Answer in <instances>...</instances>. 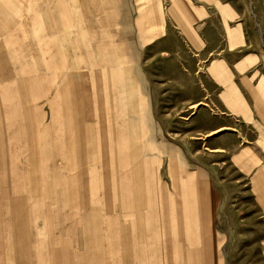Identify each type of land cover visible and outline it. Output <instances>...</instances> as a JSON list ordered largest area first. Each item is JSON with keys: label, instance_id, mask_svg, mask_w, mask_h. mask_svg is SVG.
Here are the masks:
<instances>
[{"label": "crops", "instance_id": "1", "mask_svg": "<svg viewBox=\"0 0 264 264\" xmlns=\"http://www.w3.org/2000/svg\"><path fill=\"white\" fill-rule=\"evenodd\" d=\"M249 1L260 35L220 20L232 52L209 73L212 106L247 125L228 148L258 215L241 225L204 163L233 124L197 132L196 161L156 130L157 0H0V264H264V8Z\"/></svg>", "mask_w": 264, "mask_h": 264}, {"label": "rangeland", "instance_id": "2", "mask_svg": "<svg viewBox=\"0 0 264 264\" xmlns=\"http://www.w3.org/2000/svg\"><path fill=\"white\" fill-rule=\"evenodd\" d=\"M260 2V6L264 8V0ZM196 7L203 9L202 16H198ZM156 8L157 34L154 42L146 47L143 44L137 46L145 47L144 51H147L146 55L149 56L145 61L146 68L153 73V79L156 80L158 91L152 92L153 97L157 95L159 98L160 110L155 111L158 114L156 118L163 122L166 117L168 122L157 125L156 130L159 131L162 127L163 130L169 131L168 139H172L173 143L180 140L187 143L191 149L189 152L193 154L189 153V158L196 161L195 151L202 147V141L196 140V133L207 134L218 125H224L229 129L233 124L231 129L234 132L222 130L217 136L212 134L209 135L210 138L205 139V148L208 149L204 150V163L206 167L216 170L221 180L222 191L230 197L231 202L226 207H230L238 214V223L244 225L243 219L251 220L250 215L253 216L252 221L255 223L258 215L248 187L249 170L244 166L245 159L243 154L233 156L228 151L231 144L235 145L237 152L244 151L247 125L241 121L236 124L230 123L226 108L212 106L211 101L218 99L220 93L213 88L212 74L211 76L209 74L211 64L215 60L214 56H226L231 51L227 44L228 33L222 22L219 24L220 20L233 18L236 13L237 21L251 22L254 33L260 35L258 27L254 24L255 15L252 13L250 1L173 0L172 3L171 0H157ZM181 14L183 16L181 18L187 21L181 22L179 17ZM175 20L182 26L181 29ZM256 24L258 25L257 22ZM243 34L246 35L245 31ZM197 35L202 42L200 48H196L188 38L190 36L197 39ZM211 72L213 73V70ZM227 92L228 86H225V91L220 95L225 105L224 97ZM234 99L238 102L236 94ZM197 100L201 103L191 107V102ZM193 111L198 112L194 116H189ZM218 137L222 139L220 142L224 151L212 149L213 140ZM202 155L201 153V157Z\"/></svg>", "mask_w": 264, "mask_h": 264}]
</instances>
